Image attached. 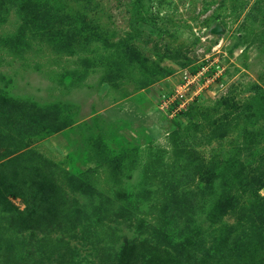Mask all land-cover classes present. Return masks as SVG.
I'll return each instance as SVG.
<instances>
[{
	"label": "rangeland",
	"instance_id": "rangeland-1",
	"mask_svg": "<svg viewBox=\"0 0 264 264\" xmlns=\"http://www.w3.org/2000/svg\"><path fill=\"white\" fill-rule=\"evenodd\" d=\"M0 264H264V0H0Z\"/></svg>",
	"mask_w": 264,
	"mask_h": 264
},
{
	"label": "trees",
	"instance_id": "trees-1",
	"mask_svg": "<svg viewBox=\"0 0 264 264\" xmlns=\"http://www.w3.org/2000/svg\"><path fill=\"white\" fill-rule=\"evenodd\" d=\"M226 100V99H225ZM46 110H49V108L48 109H46ZM255 182V181H254ZM257 182H260V180L259 181H257ZM212 184V182H210V185ZM228 201H232L231 200V198H230V196L228 197ZM231 205H233V204H231ZM231 205H229V206H231ZM229 206H228V208H229ZM225 208V207H224ZM231 208H234V207H231ZM211 210H212V208H211ZM231 232V230H229L227 233L229 234ZM228 234H227V236H228Z\"/></svg>",
	"mask_w": 264,
	"mask_h": 264
}]
</instances>
